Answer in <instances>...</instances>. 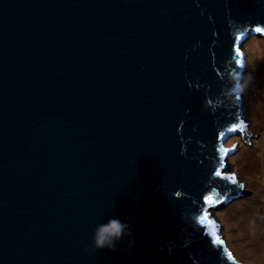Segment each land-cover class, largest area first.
<instances>
[{"label":"water","instance_id":"1","mask_svg":"<svg viewBox=\"0 0 264 264\" xmlns=\"http://www.w3.org/2000/svg\"><path fill=\"white\" fill-rule=\"evenodd\" d=\"M252 35L264 0H0V264H241L209 210L250 194L223 90Z\"/></svg>","mask_w":264,"mask_h":264},{"label":"rangeland","instance_id":"2","mask_svg":"<svg viewBox=\"0 0 264 264\" xmlns=\"http://www.w3.org/2000/svg\"><path fill=\"white\" fill-rule=\"evenodd\" d=\"M241 49L248 63L244 74L252 77L242 95L244 122L248 131L258 137L256 143L253 137L247 144L237 130L226 139V147L240 142L226 159L225 172L235 174L250 194L217 205L209 214L217 235L236 260L241 264H264V37L249 36Z\"/></svg>","mask_w":264,"mask_h":264},{"label":"clouds","instance_id":"3","mask_svg":"<svg viewBox=\"0 0 264 264\" xmlns=\"http://www.w3.org/2000/svg\"><path fill=\"white\" fill-rule=\"evenodd\" d=\"M251 79L250 74L245 75L236 72L229 77L230 86L223 90V95L226 99H239L246 92ZM128 234H130V226L127 223L120 221L118 218H110L107 223L95 229L93 243L97 249H115L116 242Z\"/></svg>","mask_w":264,"mask_h":264},{"label":"snow or ice","instance_id":"4","mask_svg":"<svg viewBox=\"0 0 264 264\" xmlns=\"http://www.w3.org/2000/svg\"><path fill=\"white\" fill-rule=\"evenodd\" d=\"M257 31H260V29H257ZM239 54H240V53H239V50H238L237 55H239ZM236 62H237V64H241V61H240L239 59H238ZM235 127H240L241 130H243V128H242V124H241V125H236V126H234V128H233L232 130H235ZM222 167H223V163L221 162V168H222ZM216 174H217V175H220L219 170L217 171ZM230 179L232 180L233 183L236 182V177H235V176L230 177ZM240 187H244V185H240ZM207 219H208L207 214H205V216L201 218V221L204 222V221L207 220ZM209 222H211V221H209ZM213 235L216 236V242H217V243H223V241L219 238V236H217V234H216L215 231H213ZM229 256L231 257V253H229Z\"/></svg>","mask_w":264,"mask_h":264},{"label":"crops","instance_id":"5","mask_svg":"<svg viewBox=\"0 0 264 264\" xmlns=\"http://www.w3.org/2000/svg\"><path fill=\"white\" fill-rule=\"evenodd\" d=\"M264 69V68H263ZM263 77H264V74H263ZM262 90H264V85L262 86ZM260 135V134H259ZM255 139H254V141H255V143H256V139H257V137H258V134H255ZM260 137H261V135H260ZM262 157H263V159H264V154H262Z\"/></svg>","mask_w":264,"mask_h":264},{"label":"bare ground","instance_id":"6","mask_svg":"<svg viewBox=\"0 0 264 264\" xmlns=\"http://www.w3.org/2000/svg\"><path fill=\"white\" fill-rule=\"evenodd\" d=\"M248 69V63H246V66H245V71ZM244 71V72H245ZM245 99H244V97L242 98V102L244 101ZM242 105H243V103H242ZM245 116H246V113H243Z\"/></svg>","mask_w":264,"mask_h":264}]
</instances>
